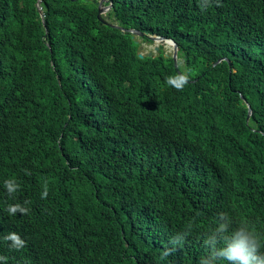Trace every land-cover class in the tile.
Returning <instances> with one entry per match:
<instances>
[{"label": "trees", "instance_id": "trees-1", "mask_svg": "<svg viewBox=\"0 0 264 264\" xmlns=\"http://www.w3.org/2000/svg\"><path fill=\"white\" fill-rule=\"evenodd\" d=\"M219 2L108 0L125 29L173 38L176 65L163 48L140 57L137 36L99 20L97 0H42L44 21L38 0H0L6 264H199L213 251L209 213L264 236V201L230 200L264 198V0ZM181 71L189 81L178 91L166 79ZM206 126L218 133L209 148ZM12 179L20 187L10 196ZM27 185L40 195L34 218L49 199L57 217L84 213L81 238L54 247L47 231L39 248L29 236L12 248L4 237L18 230L17 216L7 209Z\"/></svg>", "mask_w": 264, "mask_h": 264}, {"label": "clouds", "instance_id": "clouds-1", "mask_svg": "<svg viewBox=\"0 0 264 264\" xmlns=\"http://www.w3.org/2000/svg\"><path fill=\"white\" fill-rule=\"evenodd\" d=\"M98 1V18H99V7L102 0ZM42 0H38L39 10L41 12L42 20L44 21V13L41 7ZM210 3V0H204V3L201 7H204ZM217 6H221L219 0H216ZM104 11L102 13V17L109 24L103 22L100 18L99 20L106 25L117 27L121 29L123 32H131L134 37H138L140 42V52L139 56L144 57L146 55L150 57H155L158 55L160 48H163L165 51V56H173L175 59L176 65L180 60L179 58V45L173 38H169L166 36L143 33L135 28L125 29L123 26L119 25L117 21L112 16L113 3H108V0H104L103 5ZM105 9H108L107 14H105ZM132 30H136L138 32H134ZM150 36L154 37L151 38ZM145 37L148 40H145ZM158 37H165L168 41L161 43ZM142 40V41H141ZM157 43L156 50L157 52H144L142 50L143 42ZM166 43H170L171 45L167 46ZM174 43L178 45V54L175 57V47ZM171 48L170 53H167L165 48ZM143 54V56H141ZM152 54V55H150ZM189 81V74L187 72H178L174 76H169L166 79V83L177 89L178 91L183 90L184 86ZM244 98V97H243ZM245 103H247L249 108V118L252 115V106L248 100L244 99ZM207 128V126H206ZM208 129V128H207ZM212 136L210 138L203 137L201 142V147L209 148L214 146L216 143L215 140L218 138V133L214 134L213 130L208 129ZM189 140V138L185 137ZM249 157V156H248ZM247 157V158H248ZM28 163L26 164V167ZM25 167V168H26ZM27 175H30V172H26ZM33 175L39 176V170L32 172ZM4 186L7 189V193L11 196L16 193L19 189V184L12 180H6L4 182ZM48 188L45 185L43 191L41 192V198L46 199L48 197ZM59 196L63 199L66 194H59ZM31 199H34L38 208H40V195L38 194L35 187L31 185H27L21 204H11L8 206L9 215L17 216L15 221V227H18V230L14 232H10L7 236L4 237L6 241H11V247L19 250L26 246L28 241V236L32 237V242L37 244V248L40 246V242L42 240V235H44L47 231L49 233L46 237L51 236L50 241L53 246H59L62 244L70 243L75 239V237L79 236L81 238L82 232L86 226V219L84 218V213L78 217L76 220H70L63 212L61 217H57V212L59 209L55 206L54 202L49 199L44 208V217L42 220L40 218H34L31 215L30 203ZM231 202L239 201L249 204H254L258 202L264 201V198L258 200L255 198H251L246 194L236 195L231 194L230 196ZM236 209H242L243 207L234 205ZM246 215H248V210H246ZM216 219L215 229L212 234L205 240V244L210 246L213 251L208 255V258L202 257L199 261V264H217L218 260L224 262L226 264H264V236L258 235L255 231H253L247 224H241L237 228H233L230 224V220L226 214H220V217H216L215 215H211L210 213L207 216V220ZM187 233H183L179 238L173 237L170 241L173 245L181 244L184 242ZM69 246H66L68 248ZM168 254V251H165V255ZM0 260L7 261V257L0 256Z\"/></svg>", "mask_w": 264, "mask_h": 264}, {"label": "water", "instance_id": "water-1", "mask_svg": "<svg viewBox=\"0 0 264 264\" xmlns=\"http://www.w3.org/2000/svg\"><path fill=\"white\" fill-rule=\"evenodd\" d=\"M103 2H104V0L101 1L100 7H99V18H100L103 22H105L106 24H109V23H108L107 21H105L104 18L102 17V13H103V11H104V7L102 6V5H103ZM132 31H134V32H138V31H136V30H132ZM150 37L154 39V37H152V36H150ZM158 39H159V41H160L161 43H164V42L168 41L167 38H165V37H158ZM174 47H175V53H174V56L176 57L177 54H178V45H177L176 43H174ZM150 55H152V54H150ZM141 56H143V54H141Z\"/></svg>", "mask_w": 264, "mask_h": 264}, {"label": "rangeland", "instance_id": "rangeland-1", "mask_svg": "<svg viewBox=\"0 0 264 264\" xmlns=\"http://www.w3.org/2000/svg\"><path fill=\"white\" fill-rule=\"evenodd\" d=\"M107 12H108V9H105V14H107ZM156 46H157V43H155L153 41H152V43L143 42V44H142V50L144 52H152V51L157 52L158 50H156ZM165 50L167 51V53H170L171 52L170 50H172V49L169 48V47H167V48H165Z\"/></svg>", "mask_w": 264, "mask_h": 264}, {"label": "bare ground", "instance_id": "bare-ground-1", "mask_svg": "<svg viewBox=\"0 0 264 264\" xmlns=\"http://www.w3.org/2000/svg\"><path fill=\"white\" fill-rule=\"evenodd\" d=\"M167 46L171 45L170 43H166Z\"/></svg>", "mask_w": 264, "mask_h": 264}]
</instances>
